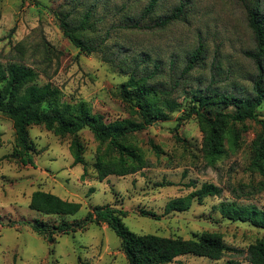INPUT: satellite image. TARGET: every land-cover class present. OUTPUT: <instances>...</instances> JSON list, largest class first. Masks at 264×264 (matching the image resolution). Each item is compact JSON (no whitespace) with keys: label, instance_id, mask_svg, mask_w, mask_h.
<instances>
[{"label":"rangeland","instance_id":"obj_1","mask_svg":"<svg viewBox=\"0 0 264 264\" xmlns=\"http://www.w3.org/2000/svg\"><path fill=\"white\" fill-rule=\"evenodd\" d=\"M155 1L151 13L143 17L150 0H0V63L33 69L38 85L48 83L59 91L60 106L84 105L106 123L138 121L120 97L122 85L131 77L146 79L161 100L174 104L164 120L128 138L142 152L147 167L102 182L93 165L97 154L107 149L89 130L78 133L85 165L74 166L72 137L31 126L28 142L34 166H24L19 163L12 122L0 115V264H128L119 239L104 224L56 235L52 244L25 225L34 220L48 226L82 221L93 207L105 205L126 211L123 224L135 234L191 239L207 232L222 237V259L185 255L170 264H245L247 247L264 242V229L227 220L218 211L222 203L231 202L264 210L263 178L249 170L252 143L261 125L236 124V145L231 147L226 139L223 156L209 165L198 122L194 115L187 117L199 94L251 95L257 71L246 55L255 50L246 9L239 0ZM251 2L264 16V0ZM178 8L177 18L156 26ZM56 11L69 14L74 28L86 21L77 36L95 48L91 55L81 53L63 35ZM136 22L140 28L132 27ZM198 48L200 58L185 71ZM257 115L264 122V101ZM204 184L217 186L221 194L193 200L186 211L164 213L170 200ZM35 191L52 193L81 208L73 216L42 215L28 208ZM140 211L154 213L159 220L141 217Z\"/></svg>","mask_w":264,"mask_h":264},{"label":"trees","instance_id":"obj_2","mask_svg":"<svg viewBox=\"0 0 264 264\" xmlns=\"http://www.w3.org/2000/svg\"><path fill=\"white\" fill-rule=\"evenodd\" d=\"M245 7L248 26L253 33L255 50L247 52L257 71L252 84L251 95L241 98L233 95H210L208 92L195 98V105L190 108L187 117L195 116L202 133V152L205 161L214 165L224 154V141L227 139L231 147L238 139L236 124L254 121L261 125L259 134L252 143L253 158L249 170L257 173L264 182V122L257 119V109L264 101V16L258 5L251 0H239ZM249 2V4L247 3ZM251 2V3H250ZM156 1L150 0L143 10L142 16L149 15ZM181 13L178 8L174 14L156 23L165 26ZM63 35L70 43L85 55H91L95 48L77 36V30H83L86 21H81L78 28L70 23L69 14L54 12ZM133 28H140L136 22ZM201 56L198 48L193 52L189 70ZM38 74L24 65L0 63V115L12 122L15 145L19 152V163L34 166L28 142V128L40 126L58 137H72L70 151L73 165H85L83 146L78 133L89 130L99 145L106 146L105 153H98L93 168L99 182L109 176L126 177L134 175L147 167L140 150L135 149L128 138L145 130L157 121L164 120L167 112L174 111V104L161 100L159 92L146 82V79L134 77L122 85L120 97L132 108L131 112L138 121L132 119L104 122L99 114H91L84 105L72 108L69 104H58L59 91L51 84H37ZM231 111H225L226 109ZM230 126V127H227ZM153 150L157 147L152 145ZM86 176V168L81 176ZM261 182V183H262ZM90 190L89 192H91ZM221 189L213 184H204L199 190L185 197L170 200L164 213L182 212L190 208L193 200L201 202L208 197L219 196ZM28 208L45 216H73L79 212L81 204L63 200L60 197L43 191L31 194ZM219 214L231 221L248 222L252 226L264 229V210L254 205H238L235 202L222 203ZM127 212L112 206H95L82 221L69 223L61 221L48 226L45 222L34 220L25 224L48 244L54 242L56 235H69L83 230L88 224H104L120 241V248L128 264H170L177 258L192 255L218 261L223 258L225 248L222 237L217 233H201L191 239L161 237L152 234L139 235L131 232L124 224ZM140 216L159 220L154 213L140 211ZM243 253V252H241ZM245 264H264V242L256 241L247 247ZM223 264H238L227 261Z\"/></svg>","mask_w":264,"mask_h":264}]
</instances>
